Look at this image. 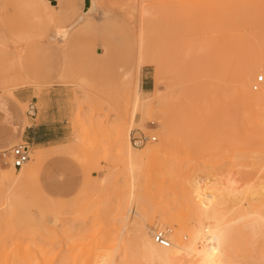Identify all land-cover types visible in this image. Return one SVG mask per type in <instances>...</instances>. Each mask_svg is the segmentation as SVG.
Instances as JSON below:
<instances>
[{
	"label": "rangeland",
	"instance_id": "374dc122",
	"mask_svg": "<svg viewBox=\"0 0 264 264\" xmlns=\"http://www.w3.org/2000/svg\"><path fill=\"white\" fill-rule=\"evenodd\" d=\"M0 2V96L13 88L25 97L26 126L45 123L55 144L70 147L25 181H11L20 168L0 154V264H152L138 248L143 219L126 234L114 219L130 189L120 134L141 37L145 61L164 57L160 69L144 63L146 99L130 131L157 137L134 145L150 150L132 177L156 218L146 226L160 230L157 208L173 205L169 233L186 240L182 217H202L225 237V264H264V102L251 104L239 86L244 62L264 60V0H97L67 41L55 30L82 14L84 0ZM172 33L177 42H168ZM219 49L229 61L221 73Z\"/></svg>",
	"mask_w": 264,
	"mask_h": 264
},
{
	"label": "bare ground",
	"instance_id": "6f19581e",
	"mask_svg": "<svg viewBox=\"0 0 264 264\" xmlns=\"http://www.w3.org/2000/svg\"><path fill=\"white\" fill-rule=\"evenodd\" d=\"M48 1L49 2L46 5L47 6L49 4L52 5L50 0ZM97 3H98L97 0H84V10L82 14L78 15L77 19L71 25L57 27V29L55 30L56 36L62 38L63 40L65 39L67 41V39L70 36L71 30L75 26L78 25L77 21L78 22L83 21L85 19V15H88L92 10L96 9ZM0 5H1V2H0ZM3 5L2 7H4ZM53 10L51 11L52 13H53ZM142 12L144 13V15L145 14L147 15L149 13L148 9L145 7ZM51 39H55V38L51 37ZM146 41H145V38L143 37H141L139 41L140 42L139 47H138L139 59L134 68L137 74V80L133 83L131 87V91H130L131 96L133 98L132 110L127 114L126 117H124L123 124L124 126H126V129H123L120 134V137H121L120 146H121V152H122V155L125 161V169L131 177L130 178L131 179L130 189L126 196V199L122 202V204H118L116 211H115L114 219L115 221H117V223L120 224L121 226L120 230L124 232L125 234H126V231L129 229V227L133 225V223L136 224L137 217H140L143 219L144 223L136 226L135 228V230L137 231V236H138V248L142 252L141 255L143 254L142 257L144 256V258L152 264H225L227 263L225 255H224V245L226 242L225 237L223 233L218 230L217 225L208 224L207 222H205V219L202 217L198 218L199 224H195L193 220L189 221L186 218L185 220H183V217H182V221L180 220V222H181V227L183 231L185 232L184 237L186 238V240H182L179 234L180 231H176L175 234L169 233L165 225V222H164V219L168 218L169 212H172L173 210L174 212H176L178 210H176L175 206L173 205L169 208L163 205H160L157 209L160 211L159 214H161L160 215L161 217L158 218V222L156 224L158 227H160V230L158 231L163 232L165 236L169 239L170 241L169 246H161L157 244L154 240L155 232L150 230L146 226L148 222L150 224H153L156 218L151 216L152 215L151 213L152 205L150 204V202L146 200L143 196L138 195L136 193L135 179H133L132 177L135 175L136 171L143 166V164L146 161L148 152L150 150L148 151L139 150L136 146H134L130 138V131H131L132 123L134 122L135 116L137 114V111L139 107L143 105V103H145V99H146L145 97H143V94L145 93V91L143 90V87H142V73H143L144 63L146 62L148 63L149 61V63L155 65L157 69H160L164 61V57L160 58L157 55L155 57L153 56L150 60L149 58L151 57V55H148L149 58L146 59L147 61L144 60L148 53L147 46H146L147 45L146 43L148 42ZM168 42H177L176 35L172 33L171 39H169ZM182 43L183 44L185 43V39H183ZM22 53L23 51L20 49V51L15 54V61H14L15 63L17 62V64H19L20 67L18 68H21L20 69L21 73H23V70H24V66L22 62ZM166 54L167 53H165V55ZM240 60L241 58L238 61ZM214 61L220 73L224 72L229 65L228 58H225V55L222 54L221 50L216 53ZM243 66H244L243 78H242V81H240L239 86L244 91V95L248 102L254 105H259L262 102H264V81L262 82V89L257 92L253 91L251 83L255 79L257 80V83H258V78L260 76L264 80V60H262L261 58L260 60L257 59L255 61H252L251 63L244 62ZM260 69H261V72H259ZM124 75L126 79L129 77L130 73H125ZM19 85L17 84L16 86H19ZM5 91L10 97L18 100L16 98L13 88L5 90ZM21 103L23 106H25L26 104V102H21ZM261 118H262L261 123H262V126L264 127V115H262ZM26 120L27 118L25 117V121ZM62 146L63 145H59L57 147L50 148V149H44L42 147H37L36 149L33 150L31 148V152H32L31 157L33 156L32 159L26 162L20 169H18L17 176H15L14 174L13 176H11L10 178L11 181H16L18 179H22L25 181L28 178H32V176H34L38 172V168L41 162L45 158L63 151L64 147ZM64 146H67V145H64ZM66 148L67 147H65L64 149L67 150ZM69 150H70V147H68L67 151ZM72 150H73V147H72ZM79 150L85 152L84 149L80 148ZM85 155L87 156L86 153ZM89 168L90 167H88L89 173L88 171L87 173L91 174V169L89 170ZM104 183H105V180L102 179L101 181H95L93 183L94 184L93 186H97L98 188L96 189H99L103 186ZM7 205H9V203H7ZM9 207H11V205ZM10 211H13V210L11 209ZM132 211H135V216L133 220L131 216ZM181 214H182L181 212L180 214H178L180 218H181ZM56 216L58 217V215ZM57 217L52 219L53 222H56ZM57 221L59 222V219H57ZM148 261L146 263H148ZM99 264H109V263L107 261V258H105V259H102V261L99 262Z\"/></svg>",
	"mask_w": 264,
	"mask_h": 264
},
{
	"label": "crops",
	"instance_id": "0c3cea01",
	"mask_svg": "<svg viewBox=\"0 0 264 264\" xmlns=\"http://www.w3.org/2000/svg\"><path fill=\"white\" fill-rule=\"evenodd\" d=\"M16 98L18 100L12 97L0 96V148L11 146L20 139L44 149L61 145L54 143V138L57 137L56 135L54 137L53 132L48 131V128L44 126L45 123L26 126V115L23 114L20 106L25 97L16 95Z\"/></svg>",
	"mask_w": 264,
	"mask_h": 264
},
{
	"label": "built area",
	"instance_id": "2783aa9c",
	"mask_svg": "<svg viewBox=\"0 0 264 264\" xmlns=\"http://www.w3.org/2000/svg\"><path fill=\"white\" fill-rule=\"evenodd\" d=\"M263 81L262 77L258 78V83H261ZM258 85L256 86V88ZM34 109V107L32 106ZM131 140L134 145L136 146H143L148 141H155L157 140V137L155 136H149L146 134H139V135H133L131 136ZM31 144L28 142H23L22 144L14 145L10 148L3 149L0 151L1 154V160L4 164H11L14 168L18 169L21 168L26 162L30 160V154H31ZM154 240L157 244L161 246H169L170 241L165 236V234L161 231H156L154 234Z\"/></svg>",
	"mask_w": 264,
	"mask_h": 264
}]
</instances>
